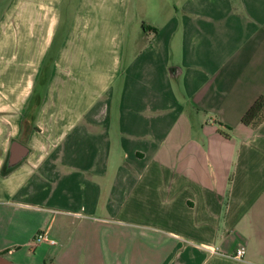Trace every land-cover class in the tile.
<instances>
[{"label":"crops","instance_id":"crops-1","mask_svg":"<svg viewBox=\"0 0 264 264\" xmlns=\"http://www.w3.org/2000/svg\"><path fill=\"white\" fill-rule=\"evenodd\" d=\"M147 1L0 0V264H264V0Z\"/></svg>","mask_w":264,"mask_h":264},{"label":"trees","instance_id":"trees-1","mask_svg":"<svg viewBox=\"0 0 264 264\" xmlns=\"http://www.w3.org/2000/svg\"><path fill=\"white\" fill-rule=\"evenodd\" d=\"M264 120V96L259 97L244 115L242 122L247 126L256 128Z\"/></svg>","mask_w":264,"mask_h":264},{"label":"rangeland","instance_id":"rangeland-1","mask_svg":"<svg viewBox=\"0 0 264 264\" xmlns=\"http://www.w3.org/2000/svg\"><path fill=\"white\" fill-rule=\"evenodd\" d=\"M177 0H171V2L172 3H174V2H176ZM171 3V4H172ZM133 4L135 5V6H138V4H139V2H138V0H134V2H133ZM164 4H170V0H148L147 2H146V7L144 6V9H143V13L146 15V16H150L155 10H156V7L157 6H161V5H164ZM138 9V8H137ZM136 16V15H135ZM18 53H16L17 55H18V57H19V59L21 58V54H22V52L23 51H21L20 49H19V51H17ZM18 68L19 67H17V71L15 70L13 73L14 74H17L18 73ZM19 74V73H18Z\"/></svg>","mask_w":264,"mask_h":264},{"label":"built area","instance_id":"built-area-1","mask_svg":"<svg viewBox=\"0 0 264 264\" xmlns=\"http://www.w3.org/2000/svg\"><path fill=\"white\" fill-rule=\"evenodd\" d=\"M36 243H39V242H43V241H50L51 243H54L55 241L52 240V239H49L48 236L45 234V233H39L37 234V236L35 237V240H34ZM245 253H246V248L244 245H240L236 248L235 250V254H234V259H237V260H244V257H245Z\"/></svg>","mask_w":264,"mask_h":264}]
</instances>
